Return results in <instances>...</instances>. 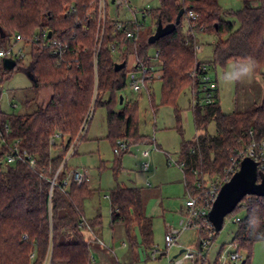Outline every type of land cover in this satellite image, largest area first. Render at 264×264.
Instances as JSON below:
<instances>
[{
    "label": "trees",
    "instance_id": "1",
    "mask_svg": "<svg viewBox=\"0 0 264 264\" xmlns=\"http://www.w3.org/2000/svg\"><path fill=\"white\" fill-rule=\"evenodd\" d=\"M240 1L242 8L230 11L224 10L220 0H159V7L152 11L157 24H176L182 10H194L198 20L191 30H195L196 36L190 35L189 30L185 32L184 23L189 29L190 25L183 16L173 33L150 45L141 42L143 33L137 41L123 32L116 33L110 21L105 24L101 41L100 37L97 40L98 22L89 18V13L95 10L98 0H0V51L23 41L29 47L24 71L36 78V90L42 87L51 90L47 103L33 113L9 115L0 107V138L5 140L0 146V165L6 164L0 168V264H45L48 260L50 264H95L91 253L98 240L86 226L82 227L83 220L93 233L102 227L100 213L93 219L85 217V203L94 192L86 185L64 188L68 165L61 169L55 185L53 180L94 100L95 109L107 108V139L114 147L117 140L129 145L119 154L115 176L121 170L122 155L131 145L150 143L139 133L136 108L115 110L128 77L127 66L115 71L117 62L127 60L128 65V55L132 53L151 66L149 48L154 47L160 53L161 105L175 108L179 130L182 112L177 100L187 88L197 92L206 74L202 70L206 64L197 56L199 34L215 37L214 65L225 67L231 61L250 62L253 73L264 79V0ZM224 17L234 18L239 27ZM18 35L22 38L19 41ZM53 40L68 48L63 58L52 53L49 45ZM116 44L125 47L121 60L112 54ZM23 61L17 60L14 69ZM14 69L8 70L3 62L0 64L4 76H10ZM192 110L197 136L191 141L183 140L178 163L184 171L187 193L201 195L206 187L198 186L206 177L223 179L222 186L230 179L234 162L240 160L239 153L253 139L264 138V105L224 114L215 97L214 103ZM211 122L216 124V135L207 132ZM56 133L67 139L53 155L50 140ZM16 141L35 160L34 167L30 161L13 165L5 162L9 147ZM110 204L111 224L123 226L130 246L138 245L139 235L145 250H151L154 223L146 214L142 190L118 184L111 190ZM241 211L246 215L243 219L239 217L234 242L240 251L246 252L245 264H250L253 245L264 241V197H246L226 218H237ZM217 236L213 226L201 222L196 248L201 250L202 241L209 248L200 251L196 264H207L209 249ZM111 264L122 263L116 260Z\"/></svg>",
    "mask_w": 264,
    "mask_h": 264
},
{
    "label": "rangeland",
    "instance_id": "2",
    "mask_svg": "<svg viewBox=\"0 0 264 264\" xmlns=\"http://www.w3.org/2000/svg\"><path fill=\"white\" fill-rule=\"evenodd\" d=\"M133 6L139 9H157L159 0H131ZM224 10L237 11L243 6L240 0H220ZM110 15L116 17V10L110 6ZM124 15L126 9L122 12ZM121 14V18H124ZM131 14L125 16L131 18ZM224 20L236 22L232 17H224ZM236 27L239 24L236 22ZM157 28V21L152 24L151 18L146 23V29L142 34L141 42H146ZM187 33L188 25L184 23ZM99 34L97 36L98 40ZM101 41V36L100 39ZM199 47L197 56L200 62L207 65L210 87L216 100L219 101L224 114L244 112L258 105H264V79L256 76L250 62H229L225 67L216 66L213 62L212 43L215 37L211 35H198ZM16 52L23 51L24 61L11 72L10 76L0 73L1 80V110L9 115H22L33 113L44 106L50 98L51 90L42 87L36 90L33 82L24 71L28 64L29 47L23 41L15 45ZM125 47L118 45V51L114 54L116 60L122 59ZM156 49L150 47L148 56L153 65V73L161 72L159 61L153 60ZM138 57L130 53L128 55V77L126 87L120 96L124 97V103L116 105L115 110L120 111L124 107L136 108V117L139 133L147 137L150 143H137L130 146L129 151L122 155L121 170L115 176V163L120 155L114 153V145L107 139V108L98 106L93 111L87 133L81 141L78 154L68 160L70 169L85 168L96 181L100 182L99 193L85 203V214L88 219H93L98 213L102 215V239L104 245L111 249L117 260L123 264H169L181 250H196L199 241V232L196 229L182 231L181 221L185 217V206L189 194L185 186V175L178 164L180 148L183 140L191 141L196 138L197 130L194 124L192 110L193 90L185 89L177 100V107L182 112V128H177L175 108L171 105H161L162 80L156 74L153 79L146 82L139 92L131 86L130 75L138 63ZM142 61H144L142 59ZM2 60L0 64H2ZM130 72V73H129ZM137 73V72H136ZM139 76V73H137ZM203 82V80H202ZM201 82V83H202ZM202 86L199 88L201 91ZM45 90V93H43ZM203 93L200 97L203 98ZM45 101V102H44ZM210 135L217 134L215 122H211L207 128ZM161 147L154 149L153 146ZM153 149L149 159L144 158L143 152ZM59 152L53 149V155ZM152 163L151 169H144L145 162ZM6 164L0 165L5 168ZM69 169V170H70ZM223 179H211L206 177L202 182L205 191L210 192L221 188ZM118 184L142 188L144 202L149 213L153 214L154 246L151 250H145L139 235L138 245L131 251L125 240L112 242L110 229V194ZM216 187V188H215ZM94 192V191H93ZM246 212L241 211L237 217L245 218ZM169 228L181 231L178 242L168 251V255L161 256L166 249V233ZM238 231V223L234 217L225 220L223 229L209 249V260L214 261L221 253L228 258L236 248L232 246L234 237ZM137 232V231H136ZM183 248H181V247ZM157 251L156 259L153 253ZM241 253L245 254L244 250ZM92 263L100 264L101 257L98 253H91ZM116 260V259H115ZM250 264H264V241L257 242L252 247Z\"/></svg>",
    "mask_w": 264,
    "mask_h": 264
},
{
    "label": "built area",
    "instance_id": "3",
    "mask_svg": "<svg viewBox=\"0 0 264 264\" xmlns=\"http://www.w3.org/2000/svg\"><path fill=\"white\" fill-rule=\"evenodd\" d=\"M110 6H113L116 10V17L110 15ZM126 9L125 15L122 13L123 10ZM155 9H139L137 6H133L131 3V0H98V4L95 8V10L91 11L89 13V18L96 20L98 22V34L99 37L101 36V39L103 37V34L105 32V24L107 21H110L112 24V27L116 33L123 32L127 38L132 39L134 41L139 40V35L144 32L146 29V23L151 18L152 24H155L156 20L153 19L152 11ZM131 14L132 17L129 19H126L125 16L127 14ZM121 14H123L124 18H121ZM184 16L186 17L187 21L190 25L189 34L196 36L195 30H191V27L196 26V22L198 20V14L194 10L185 11L184 10ZM158 26V24H157ZM21 36H17L16 40H21ZM118 45L112 47V54L114 55L118 51ZM52 53L59 58H63L65 53L67 52V47L64 46L60 41L53 40L50 45ZM201 47H197L199 50ZM160 53L156 51L155 56L153 57V60L159 61ZM4 59H11L14 61L22 60L24 59L23 51L16 52L15 46H12L8 48L7 50L0 51V60ZM202 70L206 72V74L202 77L203 84L201 85V91L199 90L197 92L193 93V103H192V109H194L196 106H205L210 105L215 102L214 92L212 88L210 87V78L208 77V68L207 65H204L202 67ZM139 73V76H137V73ZM156 74H159L158 78H161V72L159 73H153V65L147 66L145 61L138 60V63L135 65V70L131 72L130 80H131V86L133 87L134 91L139 92L142 90V86L146 85V82L153 79ZM200 93H203V98L200 97ZM95 100L93 101V104L90 108V111L88 115L86 116L82 127L76 136V138L73 140V142L70 144L66 154L65 158L62 162L61 167L59 168L54 180L53 185H55L56 177L60 173L61 169L68 165V160L70 157L74 156L77 152V149L85 137L88 129V125L91 121L94 108ZM250 135H253V131L250 132ZM66 137L62 133H56L52 136L50 140L51 147L53 149L58 148L59 150L62 149V144L66 142ZM5 143V140L3 138H0V146ZM128 143L123 140H117L115 147H114V153L119 155L122 151L128 149ZM10 152L6 154L5 156V162L9 165H13L17 163L18 161H30L31 166L34 167L35 160L30 159L28 156V153L26 151H22L18 145V142L16 141L13 143L10 147ZM154 149H158L157 146H153ZM151 150H146L143 152V156L146 159L150 158ZM240 160L234 162V166L230 169L229 173L231 177L240 169L241 163L243 159L246 157H250L253 160H255L258 164L259 172L264 174V138L257 140H252L247 147L239 153ZM150 166V162L147 161L144 164V168H148ZM230 177V178H231ZM92 182V178L90 176V173L85 168H77V169H70L65 180L63 181V186L65 189H68L72 186V184H76L77 186H90ZM199 189L202 188V184H199ZM222 187V186H221ZM216 188V187H215ZM220 191L219 189L212 190L210 192L202 191L201 195H189L186 206H185V217L181 221L182 225V231L188 230V229H196L198 232L201 229V222L205 224L207 227H211V223L208 218V214L213 206V203L216 200V197ZM235 222L240 221V218H234ZM86 226L87 230L93 233V230L90 228V226L87 224L86 220H83L82 227ZM181 231L169 228L166 233L165 241H166V251L163 252L164 255H168V251L172 249L173 246H175L178 242V239L180 237ZM101 243V245H104L103 242L98 241ZM208 243L205 241H202L201 250L205 251L207 250ZM234 248H236L235 252H232L228 258H224V255L221 253L213 262L209 260V257L206 260L207 264H242L245 260V254L241 253L239 250V246L237 242H234L232 244ZM200 250V251H201ZM200 251L196 248V250H185L184 253H182L177 258H172L169 260V264H196L198 255ZM157 251L153 253L154 259H156ZM92 260H94L93 257H91ZM45 264H50L49 260L46 261Z\"/></svg>",
    "mask_w": 264,
    "mask_h": 264
},
{
    "label": "water",
    "instance_id": "4",
    "mask_svg": "<svg viewBox=\"0 0 264 264\" xmlns=\"http://www.w3.org/2000/svg\"><path fill=\"white\" fill-rule=\"evenodd\" d=\"M183 16L184 10L180 12L176 24L164 26L159 22L156 31L149 36L147 43L154 45L161 38L173 33L176 29V25ZM49 37H51V34H49ZM16 65L17 63L14 60H3V66L8 70L14 69ZM126 66L127 60H124L123 62H117L114 69L116 72H120L124 70ZM28 77L33 84H37L36 78L30 73H28ZM123 103L124 97L120 96V104L122 105ZM249 196L264 197V174L259 172L258 164L255 160L246 157L243 159L240 169L222 185L208 214L209 221L217 233L223 229L226 217L232 214L237 206ZM184 252V249L181 250L175 258L179 257ZM245 262L244 260L242 264H245Z\"/></svg>",
    "mask_w": 264,
    "mask_h": 264
},
{
    "label": "crops",
    "instance_id": "5",
    "mask_svg": "<svg viewBox=\"0 0 264 264\" xmlns=\"http://www.w3.org/2000/svg\"><path fill=\"white\" fill-rule=\"evenodd\" d=\"M43 93H45V90H44ZM157 148L158 149H161V147H157ZM152 150H151V153H152ZM77 154H78V151L76 152V155ZM179 166H180V164H179ZM151 167H152V163L150 164V166L148 168H144V166H143L144 169H149V168L151 169ZM89 173H90V176L92 178V182H91V185L89 186V189L92 190V191H94V194L99 193V190H100L99 189L100 188V182L95 180V178L91 175V172H89ZM140 189L142 190V194L144 196L143 189L142 188H140ZM143 199H144V197H143ZM146 214H147L148 217L153 218V214L152 213H149L148 210H147V205H146ZM85 217H86V214H85ZM86 219H88V218L86 217ZM110 229H111V235H112V237H111L112 242L114 243L116 240H125L126 241V244L128 245L127 247L128 248L130 247L131 251L133 252V249L134 248H132L130 246L127 238L125 237V230H124L123 226L120 225V224H116V225H112L111 224V214H110ZM102 230H103V228L101 227L100 229L97 230L96 233H94V235H92L94 238H97V240L98 241H101V242H103V239H102ZM181 248H183V247H181ZM92 252L98 253L100 255V257H101V262L100 263L101 264H111L113 261H116L117 260V257L115 256L114 252L111 249L107 248L105 245H101V243H99V242H97V243L95 242V244L93 245ZM161 256H165V255L162 253Z\"/></svg>",
    "mask_w": 264,
    "mask_h": 264
}]
</instances>
